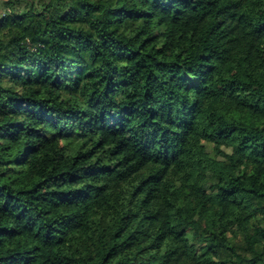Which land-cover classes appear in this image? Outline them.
Masks as SVG:
<instances>
[{
	"label": "trees",
	"instance_id": "trees-1",
	"mask_svg": "<svg viewBox=\"0 0 264 264\" xmlns=\"http://www.w3.org/2000/svg\"><path fill=\"white\" fill-rule=\"evenodd\" d=\"M0 264H264V0H0Z\"/></svg>",
	"mask_w": 264,
	"mask_h": 264
}]
</instances>
